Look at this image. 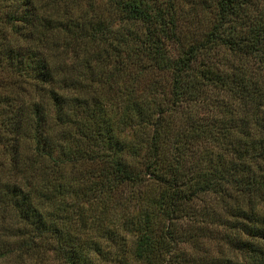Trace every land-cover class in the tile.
<instances>
[{
	"label": "trees",
	"instance_id": "1",
	"mask_svg": "<svg viewBox=\"0 0 264 264\" xmlns=\"http://www.w3.org/2000/svg\"><path fill=\"white\" fill-rule=\"evenodd\" d=\"M184 1L105 0L109 18L95 0L0 1L7 9L0 28L11 32L0 42V65L11 67L15 85L39 92L37 101L24 89L0 96L7 157L0 164V263L43 264L51 243L66 264L87 263L82 252L98 255L97 237L116 221L115 199L137 261L178 264L187 240L212 238L228 249L218 264H264V212L255 206L258 192L264 198V18L248 25L250 0H198L195 27L183 20ZM13 32L29 47L17 46ZM215 46L241 68L253 59L255 78L217 70L208 59ZM165 74L173 79L169 108L204 85L226 90L228 107L219 106L226 107L219 121L193 125L195 137H178L166 154L155 120L138 163L149 113L135 94L148 76ZM115 99L129 104L121 111ZM205 145L215 148L206 161ZM228 190L233 205L225 203ZM220 192L226 199L218 222L213 203L200 208L196 201Z\"/></svg>",
	"mask_w": 264,
	"mask_h": 264
},
{
	"label": "rangeland",
	"instance_id": "2",
	"mask_svg": "<svg viewBox=\"0 0 264 264\" xmlns=\"http://www.w3.org/2000/svg\"><path fill=\"white\" fill-rule=\"evenodd\" d=\"M1 1V0H0ZM96 6L98 8L103 9L102 11L105 13L104 16L109 18L110 12L109 8L105 9V0H95ZM187 0L181 3V7H183L185 11V16L183 20L185 22L192 21V26H196V21L190 20V19H199V13L195 14V12L191 9V6L193 4L197 5L198 0ZM189 2V3H188ZM247 6L250 8L251 11V18L249 19V26L252 24H255L256 22L263 20L264 18V0H250L247 4ZM7 9L2 6L0 8V17L2 18V21H4V14H6ZM206 11H203V13ZM202 13V15H203ZM115 20L114 22L119 24L118 17H113ZM188 23V22H187ZM206 24L201 25V29L204 30ZM7 27L2 26L0 28V33L2 34L0 36V42L3 41L4 37L10 36L11 32ZM6 33V34H4ZM14 38L17 41L16 45L19 47H29V44H27L26 41H23L22 38L19 35H16V32H13ZM224 49L220 46H215L212 48L211 52L208 55L209 63L215 67L216 69H224L225 71H230V74L232 76L236 77H245L247 79L255 78V74L257 72V65L255 64V61L251 59L248 61L242 68L239 60H237V57L235 55H230L228 58H224L223 56ZM239 62V63H238ZM228 67V68H227ZM227 69V70H226ZM201 70H198V75L200 74ZM250 76V77H249ZM170 75L165 74L161 76H155L150 75L148 76V79H146L141 86V89L136 92V97L139 98L140 103L146 102V111L149 113V117L147 114L146 119H148V126L146 129H144L141 132V146L143 148V151H139L137 156V162L141 163L140 161L142 159H146L145 152H146V144H148L149 139H152L153 131H154V121L157 120L161 123V131L162 134L164 132V136L162 137V141L160 140V145L164 149V153H168V150L174 145L178 137L185 136L184 139L187 142V136L189 138H194L192 131L193 125H197L199 123H205L208 117H216L219 121L221 118L225 116L224 113L226 111V107L222 110L219 109V106H227V103L229 101V96L227 95L226 90H221L217 86H202L199 87L196 90L197 97H190L186 98L180 102V104L174 108H169L170 103L173 101L172 96V81ZM260 80V79H259ZM17 81H20L17 79V76L11 72V67L7 66V64H1L0 65V96L3 95H19V92L21 89H24L25 93L21 95H25L26 98L31 97L34 101H37L39 99V92L35 90L34 87L31 85H26L23 82V85L20 88V85H15ZM257 81V80H256ZM31 84H34L32 81ZM259 87L262 89L264 88V81L262 83L259 82ZM144 86V87H143ZM192 90V89H191ZM263 94L261 95V99L264 100V89ZM30 99V100H31ZM116 106L123 111V107H127L129 104L126 100H119L115 99ZM161 103L162 105L157 106L156 108L153 106H156V104ZM238 104V103H237ZM18 105V104H17ZM218 107V108H216ZM228 107V106H227ZM234 107V105H233ZM151 108V109H150ZM149 109V110H148ZM158 109V110H157ZM162 110V112H161ZM111 111V110H110ZM115 111H118L115 109ZM223 115V117H220L218 115ZM206 120V121H205ZM136 121L133 120V124H135ZM180 132H183V135L180 134ZM4 132L2 133V137ZM6 135V134H5ZM150 143V142H149ZM144 144V145H142ZM191 148L194 146V143ZM4 145L5 140L0 141V164H3L4 162H7V157L4 153ZM199 146H203L204 144H200ZM206 146V145H205ZM208 148V154L207 158L204 160H209V150L215 149L211 146H206ZM217 154H221V151L219 149H216ZM130 157L127 156V160H129ZM4 163V164H5ZM139 167H142L141 164H138ZM72 179H79L78 177H74ZM83 183V182H82ZM128 189L126 190V192ZM142 191H145L143 189ZM228 193L232 196L231 199H226V194L224 192H220L218 194V198L215 194H206V195H200L198 200L196 201L199 205H201L200 208H204L203 205L206 203H213V211L212 216H214V213H218L219 219L218 222L221 220V216L219 214H223V207L220 203V198L226 199L225 203L229 205H233V202L236 199V195H234V191L228 190ZM224 194V195H222ZM216 200H213L215 199ZM255 206L258 207V209L262 212H264V198H263V192L260 191L255 196ZM114 204L116 203L119 214L114 211L113 215L116 221L110 222L109 225L105 224L104 229L106 230V235H101L98 240L102 243V248L99 252V250L94 251L95 249L86 248L84 252H82V257L87 259V263L84 264H144L140 261H137L134 259L132 255V251L130 248L132 247L134 236H130L129 234H126L124 232V227L122 224L117 220L120 216V206L118 202L115 199H112ZM207 209V208H206ZM209 209V208H208ZM118 212V210H117ZM87 217H90V214L86 213ZM198 216V214H195L192 216V219H195V216ZM197 227L200 226V224L196 225ZM120 227V228H119ZM74 235H76L74 233ZM73 235V236H74ZM203 240V242H197L196 240H187L185 244L181 246V250L177 254V263L178 264H218L221 261H224L226 259V255L228 254V249L226 247L221 248V242L218 239H208ZM78 241V240H77ZM118 243V244H117ZM120 243H126V248L122 250V246H119ZM54 243H51L47 246V249L45 251V260L43 264H66L63 259L58 256V254L54 250ZM218 257L220 261H218ZM122 259V261L120 260ZM121 261V262H120ZM0 264H15L14 261H3ZM42 264V263H41Z\"/></svg>",
	"mask_w": 264,
	"mask_h": 264
}]
</instances>
